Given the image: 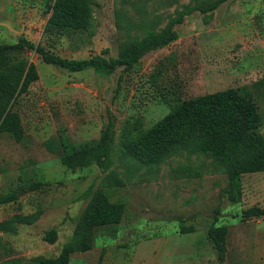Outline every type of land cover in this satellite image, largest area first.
Instances as JSON below:
<instances>
[{"label":"rangeland","instance_id":"374dc122","mask_svg":"<svg viewBox=\"0 0 264 264\" xmlns=\"http://www.w3.org/2000/svg\"><path fill=\"white\" fill-rule=\"evenodd\" d=\"M92 23L85 34L53 39L44 35V0H0V45L20 38L67 60L115 58L123 45L147 30L161 31L186 6L210 0H91ZM177 40L148 52L131 69L108 76L92 69L70 73L24 53L38 80L13 106L23 143L0 134V222L41 212L32 225L1 235L0 264H35L59 256L93 195L123 203L116 225L94 229L90 251L70 255L68 264H264V172L241 177L235 201L228 199L227 171L202 154L180 150L160 163L130 156V142L178 103L226 89L250 94L262 117L264 90V0H230L211 14L194 12L176 26ZM109 130L107 166L70 170L48 150L57 137L72 143L98 141ZM47 185L31 190L34 183ZM226 228L224 259H218L210 227ZM54 229L53 244L45 241Z\"/></svg>","mask_w":264,"mask_h":264},{"label":"trees","instance_id":"16d2710c","mask_svg":"<svg viewBox=\"0 0 264 264\" xmlns=\"http://www.w3.org/2000/svg\"><path fill=\"white\" fill-rule=\"evenodd\" d=\"M230 0H210L205 6H186L170 19L164 29L147 30L140 38L119 48L115 58L106 59L103 54L86 60H67L25 38L14 44L0 45V134L9 136L16 143H23L24 130L18 113L13 111L16 100L25 94L38 80L36 66L24 53L37 54L45 65L54 66L70 73L92 69L97 75L108 76L118 68H133L148 52L163 48L177 40L176 26L194 12L211 14ZM91 0H44V15L48 16L43 33L50 39L85 34L91 28ZM255 91L264 90V78L252 85ZM262 117L249 93L226 89L198 96L176 104L167 115L149 129L140 132L130 142V156L148 163H160L180 150L206 155L220 163L227 171L228 199L235 201L241 177L264 172V138L260 133ZM50 152L59 156L66 169L75 170L95 164L105 168L110 154V136L106 129L98 141L72 143L65 135L57 137L56 144L48 143ZM47 185L38 182L31 190ZM16 192L0 198V203L13 202ZM123 203H110L103 191L98 190L79 217L71 238L55 259L37 257L35 264H68L70 255L92 249L94 229L118 224L124 214ZM264 210L251 208L244 217H260ZM40 211L27 215H13L0 222V233L15 234L17 227L32 225L39 220ZM208 238L213 242L220 262L224 259L226 228L210 227ZM45 241L56 240L54 229L45 234ZM1 244V235H0ZM103 254L97 264H101Z\"/></svg>","mask_w":264,"mask_h":264}]
</instances>
